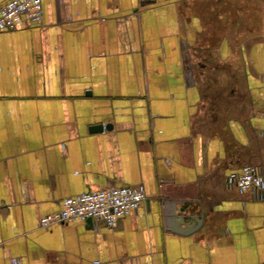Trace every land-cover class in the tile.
<instances>
[{
  "label": "crops",
  "instance_id": "0c3cea01",
  "mask_svg": "<svg viewBox=\"0 0 264 264\" xmlns=\"http://www.w3.org/2000/svg\"><path fill=\"white\" fill-rule=\"evenodd\" d=\"M43 4L0 33V264H264V200L226 182L264 169V39L243 0ZM139 185L115 228L40 226L67 197Z\"/></svg>",
  "mask_w": 264,
  "mask_h": 264
},
{
  "label": "built area",
  "instance_id": "2783aa9c",
  "mask_svg": "<svg viewBox=\"0 0 264 264\" xmlns=\"http://www.w3.org/2000/svg\"><path fill=\"white\" fill-rule=\"evenodd\" d=\"M43 5V0H9L0 7V33L18 30L25 23H40L44 16ZM226 182L229 189L251 192L254 199L264 200V169L261 165L248 164L242 171L229 174ZM147 197L143 185L86 191L62 200L60 209L45 215L40 226L44 229L57 223L70 224L91 218L97 229L101 226L115 228L122 218L141 208Z\"/></svg>",
  "mask_w": 264,
  "mask_h": 264
},
{
  "label": "rangeland",
  "instance_id": "374dc122",
  "mask_svg": "<svg viewBox=\"0 0 264 264\" xmlns=\"http://www.w3.org/2000/svg\"><path fill=\"white\" fill-rule=\"evenodd\" d=\"M244 5L248 8L245 13V20L246 26L248 29V34L256 35L254 37H259L264 39V0H243ZM231 4H234V0H231ZM243 35L244 32H240ZM240 36V37H242ZM237 62V61H236ZM233 62L225 67V72L221 71L223 74L226 73L228 78L231 77V73L233 74L234 71H241V64H237ZM241 65V66H240ZM240 66V67H239ZM231 80V79H229ZM229 80L227 82H229ZM231 82V81H230ZM59 224V223H57Z\"/></svg>",
  "mask_w": 264,
  "mask_h": 264
},
{
  "label": "water",
  "instance_id": "95a60500",
  "mask_svg": "<svg viewBox=\"0 0 264 264\" xmlns=\"http://www.w3.org/2000/svg\"><path fill=\"white\" fill-rule=\"evenodd\" d=\"M104 125L103 124H97V125H94L92 128H91V130L93 131V132H96V131H101V130H103L104 129ZM113 127V124H109V125H107L106 126V128L107 129H109V128H112ZM90 224H94V221H93V219H88L87 220Z\"/></svg>",
  "mask_w": 264,
  "mask_h": 264
}]
</instances>
